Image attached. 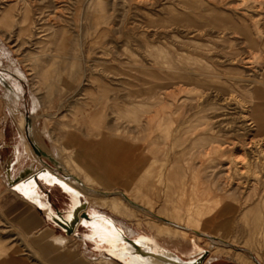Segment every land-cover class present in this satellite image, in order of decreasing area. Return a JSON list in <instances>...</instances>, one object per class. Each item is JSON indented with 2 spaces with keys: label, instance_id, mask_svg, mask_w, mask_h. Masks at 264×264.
<instances>
[{
  "label": "rangeland",
  "instance_id": "374dc122",
  "mask_svg": "<svg viewBox=\"0 0 264 264\" xmlns=\"http://www.w3.org/2000/svg\"><path fill=\"white\" fill-rule=\"evenodd\" d=\"M15 158L16 178L66 179L113 248L117 227L186 261L264 264V0H0V195ZM63 232L0 211V264H49L55 236L71 253Z\"/></svg>",
  "mask_w": 264,
  "mask_h": 264
},
{
  "label": "crops",
  "instance_id": "0c3cea01",
  "mask_svg": "<svg viewBox=\"0 0 264 264\" xmlns=\"http://www.w3.org/2000/svg\"><path fill=\"white\" fill-rule=\"evenodd\" d=\"M69 138L71 139L70 135ZM97 157V154L89 152L87 156H83L82 160L86 165L89 164L91 167L100 165L101 169L104 170L107 164H97ZM16 159L17 158L9 161L6 165L4 179L7 180L8 176H14V179L10 177L8 178L10 189L4 190L0 195V211L2 214L9 221L17 224L20 229L28 235H36L35 233H38L41 229L50 227L53 223L50 219L55 218V216L57 217L55 211L57 213L64 212L65 217L68 218L69 211L75 203V197L72 194L70 196L68 192L56 184H60L59 178L45 168L39 169L37 173H31L32 169H27L23 175L16 178L13 171ZM118 169L119 170L116 171V174L118 175L124 174L127 169L126 165L121 162V160L118 162ZM114 174L112 176H114ZM36 179H38V183ZM38 187L40 193L38 192ZM60 200H65L68 206L66 211L61 210L62 207H59L60 205L58 206V203H61ZM91 219V217L88 220L80 218L79 222H88L85 225L90 226L92 230L93 226L91 225ZM109 222L111 221L109 220ZM79 226L83 225L77 224L73 233L70 234H66L59 227L61 232L65 233L66 236L72 237L73 242L70 243V245H75L74 251L71 253L57 252L58 246L64 242L66 237L55 236L49 243L46 242L45 244L40 245V251L44 260L48 261L49 264H93L97 255L87 246V242L92 241L95 244L96 249L99 251H106V245L103 243L105 241L109 246L113 245V243L110 242L107 233L104 231H101L103 236H101V234L97 235L93 230L92 233L88 230L84 236H78L77 230ZM83 227L88 229L86 226ZM100 227L105 228L103 225H100ZM35 241H38V239ZM77 241L79 242L77 243ZM112 251L111 253L113 254ZM120 259H126V257Z\"/></svg>",
  "mask_w": 264,
  "mask_h": 264
},
{
  "label": "bare ground",
  "instance_id": "6f19581e",
  "mask_svg": "<svg viewBox=\"0 0 264 264\" xmlns=\"http://www.w3.org/2000/svg\"><path fill=\"white\" fill-rule=\"evenodd\" d=\"M250 35V34H249ZM261 121V120H260ZM258 122V121H257ZM34 169H32L31 173H37ZM56 176V175H55ZM20 177V176H19ZM59 178V186H61L66 192H68L71 196V194L75 197V203L72 206L71 210L69 211V217L66 218L65 214L60 212L55 213L57 214V217L50 219L56 226L60 227L62 231H64L66 234L73 233L74 228L77 224H82L83 226H86L87 228H90V226H87L80 221V218L83 219H90V214L86 212V216H83L82 214L80 215V211L85 210V202H83L80 199V194H77V192L71 188L69 185L66 184L64 178ZM113 204V203H112ZM114 208L116 204H113ZM107 223L109 221H106ZM115 226V225H114ZM116 227V226H115ZM92 231V230H91ZM116 232H119L123 235V241L122 243H114L116 248H112L113 245H110L105 241L103 242L106 245V251L109 255L113 256L117 260L123 261L126 264H201V257L191 259V260H183L179 258L178 256L174 255L164 247L160 246L159 248H156V243H153L155 247L151 246L148 244V242H142L136 239H128L125 237V235L116 227ZM92 233V232H91ZM185 237V236H184ZM102 241V240H101ZM117 241V240H116ZM125 242V243H124ZM125 245V247L123 246ZM121 250H119V248ZM117 249V252L120 251L122 253V257H126V259H120L114 256L111 251Z\"/></svg>",
  "mask_w": 264,
  "mask_h": 264
}]
</instances>
